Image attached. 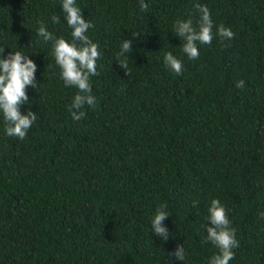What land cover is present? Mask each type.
Wrapping results in <instances>:
<instances>
[{"label":"trees","instance_id":"1","mask_svg":"<svg viewBox=\"0 0 264 264\" xmlns=\"http://www.w3.org/2000/svg\"><path fill=\"white\" fill-rule=\"evenodd\" d=\"M145 2L142 12L140 0H76L100 52L97 103L76 121L77 89L37 33L44 22L71 41L61 0H0L4 57L28 55L40 85L21 106L37 117L24 140L6 135L0 114V264H208L218 252L205 241L213 199L236 229L230 264H264V0H198L214 34L223 24L235 35L198 44L195 60L173 25L198 23L197 0ZM124 39L130 76L115 60ZM169 51L179 76L164 65ZM164 203L167 241L151 228ZM178 244L185 261L170 255Z\"/></svg>","mask_w":264,"mask_h":264},{"label":"clouds","instance_id":"2","mask_svg":"<svg viewBox=\"0 0 264 264\" xmlns=\"http://www.w3.org/2000/svg\"><path fill=\"white\" fill-rule=\"evenodd\" d=\"M61 5L64 19L71 29V41L55 36L44 22H40L37 33L44 43H51V54L60 69L59 75L64 85L77 89L68 107L72 118L78 121L85 116V112L81 111L85 105L95 107L97 103L95 96L92 95L91 77L99 75L97 61L100 58V52L98 44L87 35L88 30L94 25L90 19L84 18L76 0H61ZM139 7L142 12H146L149 5L145 0H140ZM192 7L193 15L199 14L198 23L194 24L191 17L178 19L173 28L174 35L182 41V53L189 59L195 60L200 54L198 44L211 45L214 36H218L221 41L231 40L235 34L223 24L216 26L214 34V22L208 7L199 3L198 0ZM51 22L59 24L60 17L53 15ZM132 35L133 39H137L140 33L134 32ZM133 39H124L121 42L115 59L128 76L131 73L127 60L133 51ZM4 51V47H0V114L3 115L6 135L24 140L37 119L36 112L31 109L26 114L21 111L23 104L30 103L27 88L38 89L40 86L35 75L37 64L21 51H11L6 58ZM163 62L165 67L177 76L183 73L182 60L171 51L164 54ZM244 84L245 81L241 79L236 82V87L243 89ZM198 203V201H193V206H197ZM169 215L167 204L164 203L157 207L151 220L152 233L162 238L163 241H167L170 236L169 229L163 223ZM260 215L264 218V213ZM206 219L210 221V224L204 226L207 231L205 241L218 249L217 254L209 259L208 264H230L235 257L234 249L239 247V241L236 238V229L231 227L226 208L219 199L211 201ZM170 255L185 261L184 246L178 244Z\"/></svg>","mask_w":264,"mask_h":264}]
</instances>
